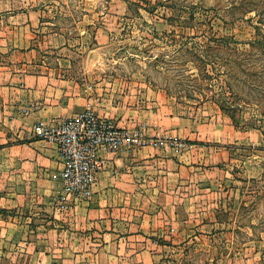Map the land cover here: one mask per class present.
I'll return each instance as SVG.
<instances>
[{
    "label": "crops",
    "instance_id": "1",
    "mask_svg": "<svg viewBox=\"0 0 264 264\" xmlns=\"http://www.w3.org/2000/svg\"><path fill=\"white\" fill-rule=\"evenodd\" d=\"M64 1L0 0V264H185L188 245L214 249L200 240L204 225L196 221L200 148L178 153L147 145L102 153L106 166L90 199L59 210L62 160L54 144L33 135L35 124L90 108L129 134L144 127L151 139L180 135L185 123L164 116L159 92L118 96L116 77L71 76L70 45L56 28L59 20L71 22L60 18ZM107 4L106 15L96 18V50L118 34V9L126 5ZM85 17L83 24H91ZM77 36L83 45L85 32ZM188 200L195 203L191 214ZM218 258L206 257L210 264Z\"/></svg>",
    "mask_w": 264,
    "mask_h": 264
},
{
    "label": "rangeland",
    "instance_id": "2",
    "mask_svg": "<svg viewBox=\"0 0 264 264\" xmlns=\"http://www.w3.org/2000/svg\"><path fill=\"white\" fill-rule=\"evenodd\" d=\"M65 1L60 18L71 22L56 28L70 45L71 76L116 77L118 96L159 92L164 116L185 122L180 135L162 136L167 147L203 150L196 221L214 249L188 245L184 263L213 255L218 264H264V0H122L118 34L103 50L93 38L110 0Z\"/></svg>",
    "mask_w": 264,
    "mask_h": 264
},
{
    "label": "built area",
    "instance_id": "3",
    "mask_svg": "<svg viewBox=\"0 0 264 264\" xmlns=\"http://www.w3.org/2000/svg\"><path fill=\"white\" fill-rule=\"evenodd\" d=\"M143 128L129 134L90 108L69 118L35 124L33 135L54 144L62 160L59 210L68 211L74 203L90 199L96 177L106 166L100 154L114 155L124 147L137 149L171 144L162 136L147 139Z\"/></svg>",
    "mask_w": 264,
    "mask_h": 264
},
{
    "label": "trees",
    "instance_id": "4",
    "mask_svg": "<svg viewBox=\"0 0 264 264\" xmlns=\"http://www.w3.org/2000/svg\"><path fill=\"white\" fill-rule=\"evenodd\" d=\"M195 145H202V144H200V143H196Z\"/></svg>",
    "mask_w": 264,
    "mask_h": 264
}]
</instances>
